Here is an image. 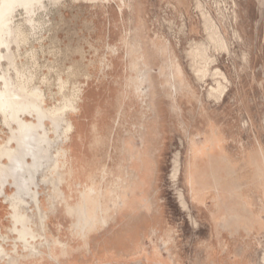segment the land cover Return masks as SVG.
<instances>
[{
  "label": "rangeland",
  "instance_id": "obj_1",
  "mask_svg": "<svg viewBox=\"0 0 264 264\" xmlns=\"http://www.w3.org/2000/svg\"><path fill=\"white\" fill-rule=\"evenodd\" d=\"M42 1L35 26L17 14L27 34L17 67L47 107L79 98V111L65 115L74 129L64 145L77 159L54 172L58 160L46 162L36 175L47 176L38 193L47 235L63 244L23 246L0 198L3 245L19 247L9 264H261L264 0H123L122 11V0ZM198 43L206 54L195 58ZM162 62L176 86L169 95L157 78ZM1 120L0 142L9 135ZM206 133L210 149L193 150ZM49 136L53 154L61 143ZM53 184L64 193L48 209ZM64 197L91 198V212L66 208Z\"/></svg>",
  "mask_w": 264,
  "mask_h": 264
},
{
  "label": "bare ground",
  "instance_id": "obj_2",
  "mask_svg": "<svg viewBox=\"0 0 264 264\" xmlns=\"http://www.w3.org/2000/svg\"><path fill=\"white\" fill-rule=\"evenodd\" d=\"M41 1L42 0H0V82L2 83V87H0V114L3 117L4 122L2 120L1 121L9 128V135L6 139L0 142V196L4 201H9L8 206L10 211L8 215L11 224L7 230L9 232L16 233L18 235L17 239L22 241L23 246L30 245L31 242H36L37 240H40V242L41 240H45L54 246L56 244L61 245L64 243V241L61 240L59 236L47 235V228L45 225L47 217L43 213V210L46 207H43L41 204L38 194L41 185L45 184L47 181V176L42 175L39 179L36 175L41 166L45 165L46 162H52L54 159L58 160L53 168H49V170L54 172L59 170L62 165L64 166L71 162V160L74 158V156L71 154V148L64 147V145L70 140V134L74 129L73 122L70 119H66L65 115L68 112L76 113L79 111L77 104L79 98L77 97H65L63 102L59 105L47 107L45 105L43 91L38 86H31L33 77L31 75L27 76L23 70H20L17 67L16 53L19 52L21 46H24L27 43V34L23 28V22L17 21V14L22 13L20 10L23 9L25 13L24 22H27L30 26H33L35 24V19L33 17V10L35 9L33 6L35 3H38L39 5ZM51 1L55 4L60 0ZM45 5L46 4H43V6ZM123 5L124 2L122 0L120 3V11H122ZM199 11L202 15L201 18H203V27L206 30L210 24V19L207 17L204 11ZM29 25L26 26L29 27ZM27 27L25 28L27 29ZM213 41L214 40L210 35L209 42L211 43ZM195 45V58L198 56L203 57V54H206L205 48L201 46V43ZM159 49L161 51H165L166 43H164V45ZM4 64H6V67H4ZM166 68L167 66L164 62H162V65L158 67L159 74H157V78L159 79L160 84L163 86V91L169 95L172 93V88L175 89L176 86L167 78ZM11 73H14L16 78L15 81L11 79ZM178 74H181L179 67H177V73H173V76L177 77ZM59 81L63 83L61 77H59ZM210 89H212V86ZM187 91L194 93L193 90L189 88H187ZM187 91L184 90L183 93H181V96L184 93H187ZM208 94L209 96H212V92ZM47 122L50 124L51 129L46 125ZM62 125L63 130L60 129ZM50 132H52L57 139H60L61 143V145L55 149V153L53 154L51 153V149L53 148L54 141L49 136ZM202 136L203 137L198 141L192 140L191 148L193 150L204 152L205 150L207 151L210 149L212 144L211 137L213 134L210 136L208 133H206L202 134ZM76 159L77 158H74V160ZM29 160H31V162ZM177 171L174 170V172ZM52 172L49 174L50 176L52 175ZM9 178L12 179L11 182L9 181ZM58 181L59 183L63 182L62 173L59 174ZM7 183L15 186V191L12 194H7L5 191V186ZM60 192L64 193V191H61L53 184L52 189L47 192V194L45 193L46 198L50 197V199L47 200L48 209H54ZM112 193L115 198H118L120 195L116 186L112 188ZM180 198L182 203H184L182 194H180ZM29 200L33 201V205L30 204ZM62 203L66 206V208L68 207L69 209L80 210L86 214L91 212V208L94 204L91 198H84L83 200L76 198V200H70L67 197L63 198ZM125 203L129 202L127 201ZM30 205L34 206L35 218H38L40 223L39 229L38 222L33 220V216H29L25 212L21 213V211H27L26 207H31ZM34 224H36V227H34ZM8 239V234H3L0 229V264H9L13 258L17 257L13 252L19 248L16 243H14L10 249L5 248L3 245ZM153 253H156V251L153 250ZM260 260L261 264H264V249Z\"/></svg>",
  "mask_w": 264,
  "mask_h": 264
},
{
  "label": "flooded vegetation",
  "instance_id": "obj_3",
  "mask_svg": "<svg viewBox=\"0 0 264 264\" xmlns=\"http://www.w3.org/2000/svg\"><path fill=\"white\" fill-rule=\"evenodd\" d=\"M10 182H11V181H10ZM10 186H12L10 183H7L6 186H5V191H6L7 194H12V192H10V193L7 192V189H8ZM13 187H14V186H13ZM0 198H2V197L0 196ZM3 201H4V200H3ZM8 205H9V204H8ZM8 218H9V215H8ZM9 219H10V218H9Z\"/></svg>",
  "mask_w": 264,
  "mask_h": 264
},
{
  "label": "crops",
  "instance_id": "obj_4",
  "mask_svg": "<svg viewBox=\"0 0 264 264\" xmlns=\"http://www.w3.org/2000/svg\"><path fill=\"white\" fill-rule=\"evenodd\" d=\"M86 260V259H85ZM91 264V263H90ZM95 264H97V263H95ZM99 264H102V263H99Z\"/></svg>",
  "mask_w": 264,
  "mask_h": 264
}]
</instances>
